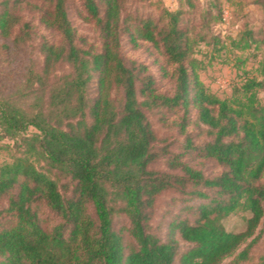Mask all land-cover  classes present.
I'll return each mask as SVG.
<instances>
[{"label": "trees", "instance_id": "trees-1", "mask_svg": "<svg viewBox=\"0 0 264 264\" xmlns=\"http://www.w3.org/2000/svg\"><path fill=\"white\" fill-rule=\"evenodd\" d=\"M79 1L95 43L78 35L69 0H0V52L30 39L25 5L57 38L40 44V70L0 98V128L19 152L0 167V264H264L253 253L264 240V60L261 79L222 100L198 74L196 48L210 43L186 19L193 0L158 2L157 16H124L128 0ZM201 11L206 27L222 21L219 0ZM125 36L161 54L169 89L125 57ZM149 114L177 137L160 142ZM168 193L164 239L151 222ZM238 209L251 217L233 233L222 222Z\"/></svg>", "mask_w": 264, "mask_h": 264}, {"label": "rangeland", "instance_id": "rangeland-1", "mask_svg": "<svg viewBox=\"0 0 264 264\" xmlns=\"http://www.w3.org/2000/svg\"><path fill=\"white\" fill-rule=\"evenodd\" d=\"M180 0H128L125 4V15L157 16L159 14L157 3H161L171 10H176L180 4ZM208 1L211 0H193V3L199 6L193 14H187L186 19H191L192 24H196L201 35H208L206 43H200L196 48L195 57L201 62L198 74L201 82L205 85L208 92L216 95L222 100L230 99L236 87L244 83L246 77H259L261 62L264 60V14L257 0H219L222 7V21L210 23V27H206L202 20L201 10L206 8ZM70 17L78 31V35L86 37L89 42L98 41V35L92 24L88 23L82 14V6L79 0H69ZM26 11L20 12L25 21H29L32 25L30 39L26 41L20 48L10 51L3 50L0 52V98L10 95L17 90L22 81L26 78L30 70L39 71L43 63V56L40 52V44L44 40L56 41L55 34L48 31L39 24L36 15L29 11L25 5ZM188 10V5L184 6ZM217 13V12H216ZM204 24V27H201ZM19 30L17 28L16 32ZM251 33L253 36H246ZM248 40V42H246ZM257 41V42H254ZM11 42V41H9ZM8 43V42H7ZM123 53L130 61L138 64L146 65L149 72L154 75L158 86L162 90L170 88V83L164 78L162 65L165 59L151 45L145 43L139 49H133L127 36L122 42ZM62 71H67L64 68ZM155 130L160 138V142L170 140L177 137L174 129H169L160 120L157 114H149ZM30 130L29 133H34ZM182 140V139H180ZM19 152L15 142L6 137L0 128V167L5 163L13 161L14 156H18ZM196 157V154L194 156ZM202 159H196L198 163ZM200 163V162H199ZM202 168L209 175L219 171L213 162H201ZM164 167V164H160ZM171 194L162 196L156 205L155 213L152 218V226L158 231L164 239L169 238L166 219L163 214L170 204ZM191 206L198 205L195 203ZM178 210V209H176ZM47 214V212L44 211ZM189 215V219L193 216ZM251 217L248 211L238 209L234 214L225 218L222 222L226 230L233 233H240L246 230L247 220ZM125 221L119 219L117 228L125 226ZM180 247V254L185 251L188 245L181 239L177 238ZM264 252V240L261 241L254 249V256L258 258ZM179 264V261H176Z\"/></svg>", "mask_w": 264, "mask_h": 264}]
</instances>
